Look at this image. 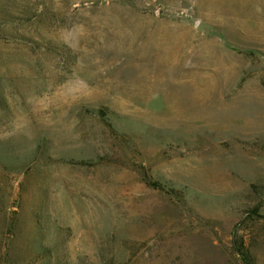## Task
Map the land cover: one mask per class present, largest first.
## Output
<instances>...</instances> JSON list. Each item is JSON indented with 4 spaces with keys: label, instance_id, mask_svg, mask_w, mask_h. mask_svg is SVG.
Masks as SVG:
<instances>
[{
    "label": "rangeland",
    "instance_id": "374dc122",
    "mask_svg": "<svg viewBox=\"0 0 264 264\" xmlns=\"http://www.w3.org/2000/svg\"><path fill=\"white\" fill-rule=\"evenodd\" d=\"M0 264H264V0H0Z\"/></svg>",
    "mask_w": 264,
    "mask_h": 264
}]
</instances>
